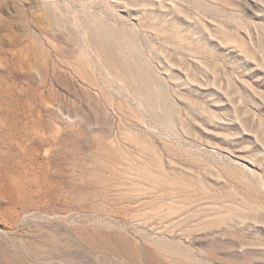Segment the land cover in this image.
I'll use <instances>...</instances> for the list:
<instances>
[{
	"label": "rangeland",
	"instance_id": "1",
	"mask_svg": "<svg viewBox=\"0 0 264 264\" xmlns=\"http://www.w3.org/2000/svg\"><path fill=\"white\" fill-rule=\"evenodd\" d=\"M0 264H264V0H0Z\"/></svg>",
	"mask_w": 264,
	"mask_h": 264
}]
</instances>
